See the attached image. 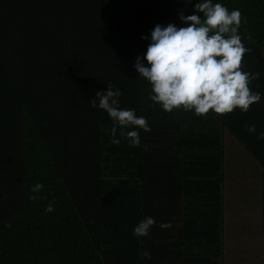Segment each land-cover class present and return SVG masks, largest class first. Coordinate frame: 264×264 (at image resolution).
Listing matches in <instances>:
<instances>
[{
	"label": "trees",
	"instance_id": "obj_1",
	"mask_svg": "<svg viewBox=\"0 0 264 264\" xmlns=\"http://www.w3.org/2000/svg\"><path fill=\"white\" fill-rule=\"evenodd\" d=\"M196 2L0 0V264H230L225 119L204 117L214 142L205 131L191 137L202 128L182 118L194 112L153 106L134 67L150 42L142 37L157 23L186 26L178 14H193ZM212 2L242 13V70L252 73L253 59L264 60V0ZM108 83L121 108L146 118L140 147L119 128L113 144L111 118L90 106ZM37 183L43 189L31 192ZM145 217L156 224L138 238Z\"/></svg>",
	"mask_w": 264,
	"mask_h": 264
},
{
	"label": "clouds",
	"instance_id": "obj_2",
	"mask_svg": "<svg viewBox=\"0 0 264 264\" xmlns=\"http://www.w3.org/2000/svg\"><path fill=\"white\" fill-rule=\"evenodd\" d=\"M185 2L191 3V0ZM193 8V14L184 15L182 11L178 14L186 26L157 23L150 38L142 37L150 42L143 56L135 58L134 67L139 77L151 85L148 98L153 106L159 104L169 113L183 109L194 111L197 116H207L210 111L225 115L237 108L247 112L252 104L260 101L261 94L249 87L259 78V73L242 70L243 57L250 51L238 34L242 13L238 9L229 11L212 0H198ZM121 95L119 89L108 83L107 91H98L96 98L89 100L90 106L106 111L111 118L113 144L121 142L115 138L119 128V136L126 139L129 146L140 147V134L136 129L150 132L151 128L146 118L137 116L135 110L120 107ZM245 127L249 132L256 131L254 124ZM258 139L264 140V132ZM42 189L43 184L37 183L30 191L38 193ZM30 199L35 201L39 197L32 195ZM45 211H54L53 204L49 203ZM155 224V218L145 217L134 227L133 235L147 237ZM5 226L10 227V224ZM171 226V222L160 224L162 229ZM138 255L141 259H151L149 251Z\"/></svg>",
	"mask_w": 264,
	"mask_h": 264
},
{
	"label": "crops",
	"instance_id": "obj_3",
	"mask_svg": "<svg viewBox=\"0 0 264 264\" xmlns=\"http://www.w3.org/2000/svg\"><path fill=\"white\" fill-rule=\"evenodd\" d=\"M249 65L252 73H259V78L253 80L249 87L253 92L261 94L260 101L252 104L247 112L237 108L225 115L208 114L212 117L223 116L225 119L224 153L228 158L230 185L233 186L226 198L224 231L225 255L231 258L230 264H264V167L257 159V155L264 157V140L258 139L259 134L264 132V60L253 59ZM194 115L195 119L182 118V123L190 126L189 123L193 121L191 125L202 128L188 130L191 137L203 135L205 131L208 140L211 137L214 142V120ZM253 124L256 126L254 133L245 127ZM251 150L256 151L257 155ZM261 199L263 203L257 205L259 207L256 212L253 204L250 207L249 203Z\"/></svg>",
	"mask_w": 264,
	"mask_h": 264
}]
</instances>
